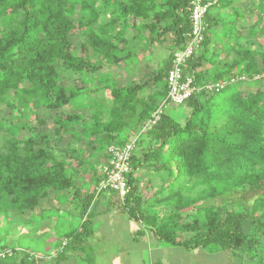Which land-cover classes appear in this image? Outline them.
Here are the masks:
<instances>
[{
	"label": "trees",
	"instance_id": "1",
	"mask_svg": "<svg viewBox=\"0 0 264 264\" xmlns=\"http://www.w3.org/2000/svg\"><path fill=\"white\" fill-rule=\"evenodd\" d=\"M234 1L219 0L209 10L205 41L191 58L188 73L197 85L238 80L219 93H195L184 104L189 109L185 122L164 112L152 126L149 121L168 93L175 50L185 49L190 39L191 0H0V217L36 211L43 200L68 191L82 222L66 236L59 260L85 250L96 231L92 210L102 176L95 189L87 183L79 186L69 168L75 158L58 157L59 144L80 129V135L102 149L107 159L109 146H123L129 142L128 133L140 129L143 135L128 176L131 192L122 199L110 191L117 196L111 201L115 211L140 222L167 245L187 251L215 246L219 252L240 257L243 253L252 263L264 264V258L256 260L264 239V197L251 207L245 202L247 195L264 191V46L260 42L264 28L259 29L264 24V0H258L255 8L258 26L247 31L249 44L240 46L238 35L228 39L233 43L226 48L233 53L231 60H220L219 52L209 55V31L222 21L212 10L228 8ZM130 28L140 33L157 30L159 39L174 32V52L144 84L120 88L111 76L112 86L103 87L114 105L108 113L98 109L87 122L81 114L66 112L71 106L85 108L73 102L82 94L96 95L100 73L137 64L138 54L126 38ZM76 37L84 41L82 48L73 43ZM63 75L73 83L82 80L84 86L91 82L94 86L67 88ZM243 76L247 80L239 79ZM150 83L157 91L145 99L142 94ZM53 113L50 127H32L33 116L44 127ZM22 132L27 134L21 138ZM140 170L160 176L158 189L135 185ZM190 186L192 191L187 189ZM199 188L203 193L193 194ZM166 189L171 194L158 200ZM205 200L221 203L206 211ZM153 201L163 207L169 204L168 215L152 210ZM203 210L205 216L181 223L184 213ZM183 234L188 238L183 239ZM1 252L0 264H11L6 261L16 251ZM19 262L36 264L28 255Z\"/></svg>",
	"mask_w": 264,
	"mask_h": 264
},
{
	"label": "rangeland",
	"instance_id": "2",
	"mask_svg": "<svg viewBox=\"0 0 264 264\" xmlns=\"http://www.w3.org/2000/svg\"><path fill=\"white\" fill-rule=\"evenodd\" d=\"M257 3L258 0H235L232 4H228V8H223V14L220 13L218 8L212 10V14L218 18L223 19L224 14L225 16H228L225 17V20L223 19L220 22L218 27L209 31L211 37L209 55H212L213 52H219L220 60H231L234 56L228 49L233 43L229 42L228 39H236V36L238 35L241 36V40L238 43L240 46H246L249 44L251 38H249L247 31H249L251 27L258 26L255 25L257 19V10L255 8L257 7ZM260 28H264V24L261 26L259 25V29ZM155 37L157 38L158 36L156 35ZM225 41H228V43ZM173 42L175 45L176 41L174 40ZM260 42L262 46H264V38L263 40H260ZM73 43H76L81 47V45L84 44V41L79 37H76ZM155 43L159 46L158 49L155 50L156 52L152 54L153 56H151V49ZM155 43H144L146 45L145 50L149 52L147 53L149 56L144 60L145 62H148L147 64H136L131 67H127L123 64L120 68H111L103 71L99 75L98 79L100 81L98 85L95 86V88L98 89L96 95L82 94L73 102L77 106L82 104L86 109L82 107L80 109L78 107V110L74 107V109H76L74 110L71 106L67 107L65 111L81 114L87 122L91 120L93 113L98 109H107L106 112L108 113L114 105L111 94L108 90L103 89V87L107 85L112 86L113 82L110 81L111 76L115 81L116 87L120 88L128 87L130 84H144L147 79L153 78L156 75V72L162 68L170 54L175 50V46L169 47L168 44H163L159 41ZM227 47L228 49H226ZM212 60H214L213 62H216L217 58H213ZM150 61H154V63H151ZM155 61H158L160 64L155 63ZM64 76L65 75H63V84L67 88H72L74 86V88L84 90L85 88L92 89L94 86V83L92 84V82L90 85L84 86L82 80L73 83L67 80L66 76ZM231 89H233V87ZM155 91H157L156 87L154 84L150 83L142 96L147 99V97L152 96ZM225 94L226 93L222 94V96ZM7 112L10 113V111H6V114ZM164 112L171 115L179 122H185L189 109L187 105L177 106L174 104H168ZM56 114L58 115V113ZM51 116L52 118L44 127L38 124L35 116H33V122L31 123L32 127H35L37 130L46 128L47 126L50 127L52 123L51 120L56 117L54 113L51 114ZM107 117H109V114ZM74 131L75 132L72 133L74 136L69 135L59 144V151H61L60 153L57 152V156L64 157L67 160L69 156H73L75 159L72 160V164L69 166L71 176H73V179L79 186L87 183L95 189V181H97L99 177L101 178L102 174L100 169L106 160L104 151H101L102 149L97 150V146L92 145L85 139V134L80 135V129H74ZM25 134H27V132H22L21 138L24 137ZM128 134L129 141L137 140V142H139L142 138L143 132L139 129L137 131H130ZM66 147L67 149H64ZM141 171L142 170L138 171L137 174H140ZM187 189L192 191L191 186ZM199 193H203V188L197 189L193 194ZM72 194L73 192L71 193V196ZM169 194H171L170 190L166 189L165 192L160 193L157 198L158 200H162L163 197L168 196ZM60 195L62 197H60ZM261 197H264V191L259 194L247 195L245 202L247 203V206L251 207ZM69 198L70 194L68 191L63 192L62 194L55 193L51 198L43 200L36 211L26 214L15 212L11 214L10 218L0 217V252L3 248L8 249L9 255L14 254L16 251V254H14V256L12 255L14 258L7 259L6 263L22 264L19 260L28 255L30 256V260L35 261L36 264H59L58 260L52 259L57 258L58 253L61 252L63 243L66 244L63 237L67 236L68 233H72L79 229L82 222L78 210L72 209ZM204 203L205 210L207 211L216 206H220L221 202L216 200H205ZM151 205L154 207L151 209L155 210L160 216L165 217L168 215L169 212L167 211L165 214L164 212H159V207L162 208L163 205H159L158 202L156 203V201H153ZM164 207L169 209V204L166 203ZM205 210L200 213H184L181 223H191L195 218L205 216ZM135 226L137 228H142V225L139 224ZM182 238L187 239L188 234H183ZM218 250L219 249L215 246H209L205 249H199V251L193 250L188 253L170 251L168 259L172 260L173 264H258L257 262L252 263V261L249 260L250 255L242 253V257H240L235 256L233 253H223ZM258 250L260 252H258L256 260L260 261L264 258L261 254L262 251L264 252V239L261 246H258ZM1 254L3 253L1 252L0 255ZM154 254L155 257L152 256V260L159 259V256H157L156 253ZM227 254L231 255L228 256ZM145 257L148 261L149 253L147 250L145 252Z\"/></svg>",
	"mask_w": 264,
	"mask_h": 264
},
{
	"label": "crops",
	"instance_id": "3",
	"mask_svg": "<svg viewBox=\"0 0 264 264\" xmlns=\"http://www.w3.org/2000/svg\"><path fill=\"white\" fill-rule=\"evenodd\" d=\"M223 10L224 9H220V13H222ZM226 16L224 14V20ZM138 24L142 23L140 22ZM97 26L99 27V25ZM138 30L139 29L135 28L131 30L130 28L126 35L127 40L131 43L129 46L135 47V49L131 48V51L138 54L137 64L148 63L144 61L145 58L149 56V54H147L149 52L145 50L146 45L144 43H155L159 41L171 47L174 46L173 41H176L174 32L163 34L159 39V31L157 30L154 33L151 30H145L140 33ZM111 33L114 32L111 31ZM156 35L158 38L155 37ZM158 46L157 43L153 45L151 56L156 52L155 50L158 49ZM175 52H177V50H175ZM150 62L154 63V61ZM155 63L159 62L155 61ZM136 176L138 179L135 185L145 188V190H148V188L156 190L160 185V176L154 171H141V173L136 174ZM145 190L144 193L146 192ZM90 191H93V189ZM116 197L114 193L105 192L101 197L99 196L96 198L92 210L94 216L93 223L96 231L87 239L85 250L70 253L61 263L59 260V252L57 258H53L52 260H58L59 264H173L172 260L168 259L170 251H181V253L190 252L181 247L170 246L159 241L150 231L146 230L140 222L119 214L115 211L116 206L111 205V201ZM71 206L72 209H74L72 203ZM158 210L159 212H164V214L169 212V210L163 206L162 208L159 207ZM138 224L142 225V228H137L135 226ZM63 240H66V236L63 237ZM146 250L149 253L148 261L145 257ZM196 251H199V249ZM154 253L159 256V259L152 260V256L155 257ZM227 255L230 256L231 254Z\"/></svg>",
	"mask_w": 264,
	"mask_h": 264
},
{
	"label": "built area",
	"instance_id": "4",
	"mask_svg": "<svg viewBox=\"0 0 264 264\" xmlns=\"http://www.w3.org/2000/svg\"><path fill=\"white\" fill-rule=\"evenodd\" d=\"M219 0L207 2L206 0H191L189 6L191 33L190 39L183 50L175 53L173 58V68L169 71L167 77L168 93L165 101L159 109L153 114L148 125H156L160 119L166 106L174 104L182 106L186 104L195 93L209 92L219 93L224 90L230 83H235L238 79L231 78L219 83H205L197 85L195 78L188 73L189 62L191 58L201 51L205 41V34L208 29L206 16L212 6ZM261 78L260 76L255 79ZM247 80L246 76L239 78ZM144 130H142L143 132ZM137 146V140L129 141L123 146L111 145L107 150L108 158L104 161V165L100 171L102 180L96 188L97 195L105 192L114 191L119 193L122 199L131 192L128 176L132 172V156ZM11 255V254H10ZM2 257L4 255L2 254Z\"/></svg>",
	"mask_w": 264,
	"mask_h": 264
}]
</instances>
